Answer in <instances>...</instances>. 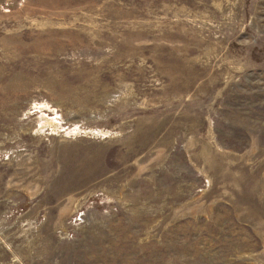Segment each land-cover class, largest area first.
I'll use <instances>...</instances> for the list:
<instances>
[{"label": "rangeland", "instance_id": "1", "mask_svg": "<svg viewBox=\"0 0 264 264\" xmlns=\"http://www.w3.org/2000/svg\"><path fill=\"white\" fill-rule=\"evenodd\" d=\"M0 264H264V0H0Z\"/></svg>", "mask_w": 264, "mask_h": 264}]
</instances>
